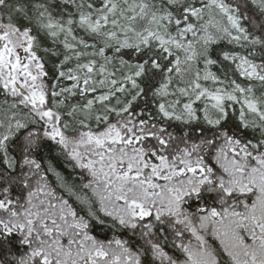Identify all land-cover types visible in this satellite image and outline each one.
I'll return each instance as SVG.
<instances>
[{
  "label": "snow or ice",
  "instance_id": "6c2138e0",
  "mask_svg": "<svg viewBox=\"0 0 264 264\" xmlns=\"http://www.w3.org/2000/svg\"><path fill=\"white\" fill-rule=\"evenodd\" d=\"M0 264H264V0H0Z\"/></svg>",
  "mask_w": 264,
  "mask_h": 264
},
{
  "label": "trees",
  "instance_id": "16d2710c",
  "mask_svg": "<svg viewBox=\"0 0 264 264\" xmlns=\"http://www.w3.org/2000/svg\"><path fill=\"white\" fill-rule=\"evenodd\" d=\"M45 162H47V161H45ZM60 163H62V162H60Z\"/></svg>",
  "mask_w": 264,
  "mask_h": 264
}]
</instances>
